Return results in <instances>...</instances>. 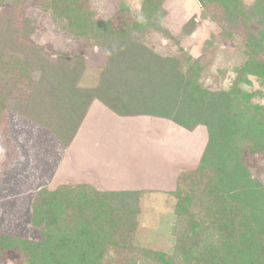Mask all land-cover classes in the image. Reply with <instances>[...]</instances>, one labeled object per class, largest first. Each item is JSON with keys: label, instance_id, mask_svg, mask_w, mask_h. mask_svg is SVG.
Segmentation results:
<instances>
[{"label": "trees", "instance_id": "trees-1", "mask_svg": "<svg viewBox=\"0 0 264 264\" xmlns=\"http://www.w3.org/2000/svg\"><path fill=\"white\" fill-rule=\"evenodd\" d=\"M30 1L0 0V112L27 117L59 140L38 127L48 139L63 145L70 144L94 98L120 115L163 117L187 129L205 126L208 139L198 166L181 171L175 189L168 191L177 199L173 252H143L156 264H264V183L246 163L247 153L264 151V105H253L250 95L236 86L205 87L199 55H184L183 47V55H163L146 43L148 32L176 38L163 23L165 0L144 1L139 15L144 29L138 20L128 23L123 14L98 19L90 0H47L56 25L71 27L75 37L90 38L106 54L95 86L80 88L77 80L87 68L86 54L58 55L54 62L41 45L27 41L34 34L33 17L18 21L7 14L8 6L25 10ZM197 1L206 6L215 0ZM220 1L232 22L242 17L245 25L258 24V34L247 40L252 55L248 67L264 73V61L258 59L264 53V0L255 5ZM195 23L190 19L184 24L183 35H190ZM18 83H26L28 90L11 95ZM10 114L12 132L21 128L34 133L36 124ZM12 138L21 144L18 156L33 157L32 147ZM53 162L49 159L46 168L51 170ZM47 179L31 182V195ZM149 192L103 190L86 183L41 187L32 201L31 223L42 239L0 232V253L15 248L26 264H107L106 247L112 243L131 251L141 248L136 231Z\"/></svg>", "mask_w": 264, "mask_h": 264}, {"label": "rangeland", "instance_id": "rangeland-1", "mask_svg": "<svg viewBox=\"0 0 264 264\" xmlns=\"http://www.w3.org/2000/svg\"><path fill=\"white\" fill-rule=\"evenodd\" d=\"M144 1L90 0L89 7L96 10L98 19H108L112 16H116L118 19V16L123 14L124 17L128 18V23L138 20L139 27L142 26L141 28L144 29L143 27L147 26L144 25L145 22L142 17H139ZM258 1L243 0L248 5H255ZM164 6L166 15L163 18V23L176 38H165L158 32H148L146 43L150 47L163 55H183L179 47H183L184 55L189 54L193 57L199 55L201 57L199 65L201 80L205 87L211 90H228L236 86L250 95L253 105H264V73L256 74L254 73V67H248V60L252 55L251 49L249 50L247 46V40L250 34H258L259 27L256 22H250L249 26L248 24L245 25L242 17L236 22H232L229 11L225 9L224 2L222 3L220 0L212 1L206 6H201L197 0H165ZM122 8H125V10L122 11ZM6 9L7 14H15L18 21L22 17H33L31 25L33 26L34 34L28 37L27 41L41 45L54 62L57 61L58 55L71 56L84 52L86 54L85 65L87 68L77 80V86L80 88L95 86L98 80V69L106 61V54L100 47L93 45V40L90 38L75 37L70 32L71 27L61 28L56 25L50 17L47 0H31L25 6V10L22 7L17 10L9 6ZM190 19L195 20L197 27L190 35L185 36L182 33L183 26ZM18 25L20 24L18 23ZM191 26L193 27L194 25L189 24V27ZM258 59L264 61V53H261ZM20 90H22V94L23 91L28 90L26 83L24 85L18 83L17 88L12 87L11 95H19L21 93L19 92ZM11 116L9 110L0 112V232L22 238L40 240L42 239L40 229L31 223L32 201L38 189L35 187L36 191H33L31 195V191L27 188L31 185L26 184L21 187L20 180H17L18 182L13 185L16 189L15 191L11 188L7 189L5 185L7 179H11V169L16 164H21L18 158V153L21 150L17 149L12 136L19 137L20 133H23V136L29 137L28 133H30L26 130L24 132L21 128L15 134L12 133L11 129L14 124L11 121ZM58 117L59 114L57 115ZM151 119L152 121H159V118L156 117ZM134 122H123L119 133H128L130 136L138 134L141 131L138 127L141 126ZM105 125L103 131H105ZM167 125H171V127H175L179 131L192 132L176 124H166L165 127L152 128L151 132L166 134L168 132ZM99 126L101 127V125ZM144 128H147V125ZM198 130L204 134V136L201 135L203 138L199 137L197 140L203 148L205 140L207 141L208 139V132L205 127ZM110 133H117V131ZM197 141L194 142L195 147L198 145ZM31 152L34 154V158L43 159V157H37L34 150ZM246 156V163L250 172L264 183V151L249 152ZM29 158L32 159L30 155ZM196 166L194 164L193 167L189 168H195ZM25 171L28 172L27 170ZM158 173L152 174L151 182L147 181L144 183V186L151 190L143 197V212L139 217V229L136 231L137 240L141 248L137 249V251H131L129 248L117 247L116 244L112 243L106 247L107 252L104 260L107 264H156L145 256L143 252L145 248L168 253L173 252L174 235L172 233V224L175 219V202L177 199L167 194L168 192L166 193V191L175 189L176 180L174 178L171 179V175ZM54 177L51 181H41L42 183H39L38 186L40 188L55 189L61 183L59 179ZM24 188H26V191H23ZM19 189H22V191ZM10 203L12 204L10 205ZM0 264H26V262L21 253L14 248L0 253Z\"/></svg>", "mask_w": 264, "mask_h": 264}, {"label": "crops", "instance_id": "crops-1", "mask_svg": "<svg viewBox=\"0 0 264 264\" xmlns=\"http://www.w3.org/2000/svg\"><path fill=\"white\" fill-rule=\"evenodd\" d=\"M9 112L14 116H18L16 117L17 120H21L22 123L29 121L36 124L37 127L33 129L34 133L26 132L30 138L23 136V133L18 136L24 146L33 148L37 157H43V159L34 157L30 159L28 156H24L23 160L22 155L18 156L21 164H16L11 169V179H7L5 184L7 189L11 188L13 191L16 190L13 186L14 183L19 180L22 184L21 187H23L26 184L33 183L36 178H49L43 180L44 182L51 181L54 176V178L60 180L61 184L86 183L103 190H151L144 186V183L151 182L152 174L161 172L162 175H171V179L176 180L181 171L195 169L207 143L205 140L202 148L200 142L197 141L199 137L203 138L202 136H204L203 132L198 130L205 127L203 125L188 129L192 132L179 131L171 125L166 126L168 127L166 134L151 132L152 128L165 127L166 124L176 123L170 119L151 115H120L98 99L91 102L82 118V122H80V126L68 145H63L60 141V143H57L52 137L48 139L50 134L56 138L57 136L47 128L23 115L13 111ZM152 117L159 118V121H152ZM125 121L129 123L135 121L134 123L141 126L138 127L141 131L135 136H130L128 133H119L120 126ZM104 125L106 126L105 131H103ZM146 125L147 128H144ZM38 127L44 128L49 135L43 133ZM182 128L185 127L182 126ZM114 131H117V133H110ZM12 133L15 134L16 132ZM196 141L199 148L198 145L197 147L194 145ZM15 145L20 151V144L16 141ZM57 150L61 152L60 155L56 154ZM18 154H21V151ZM49 159L54 161L51 170L46 168ZM32 162H35V164L32 165ZM194 164L197 165L195 168H189L193 167ZM30 187L27 188L32 191ZM23 191H26V188ZM20 203L18 204L20 205Z\"/></svg>", "mask_w": 264, "mask_h": 264}]
</instances>
